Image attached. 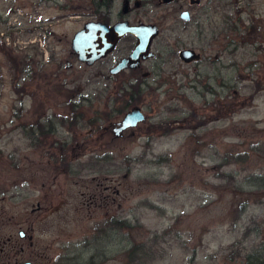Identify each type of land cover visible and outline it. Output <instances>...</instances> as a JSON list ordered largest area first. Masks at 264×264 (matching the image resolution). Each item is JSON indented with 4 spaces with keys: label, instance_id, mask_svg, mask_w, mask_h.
Returning <instances> with one entry per match:
<instances>
[{
    "label": "rangeland",
    "instance_id": "374dc122",
    "mask_svg": "<svg viewBox=\"0 0 264 264\" xmlns=\"http://www.w3.org/2000/svg\"><path fill=\"white\" fill-rule=\"evenodd\" d=\"M100 1L0 0V264H264V90L250 98L248 69L258 57L263 78L264 55L199 34L180 17L190 0ZM119 11L159 33L153 58L112 78L131 34L93 66L70 45ZM135 79L146 118L115 137Z\"/></svg>",
    "mask_w": 264,
    "mask_h": 264
},
{
    "label": "flooded vegetation",
    "instance_id": "af4514ba",
    "mask_svg": "<svg viewBox=\"0 0 264 264\" xmlns=\"http://www.w3.org/2000/svg\"><path fill=\"white\" fill-rule=\"evenodd\" d=\"M126 1H129V0H126ZM112 4H113V0H112ZM190 4H191L190 8L187 7V9L185 10L188 12L189 17L187 20H184V21L188 22V24L194 23L195 25H197V29H199V34L203 35L205 33V27L209 26V29H210L209 33H212V37H215V39L212 38V40H217L220 44V47L224 49L225 51H238L239 49H244V50L250 51L251 55L253 56L258 55L259 53H262L264 55V0L262 1L261 0H204L203 3H202V0H197V1L190 0ZM194 4L202 5L201 15L199 18L200 20L198 19L197 21H195V16H193L191 12V8ZM213 16H215L216 18L215 20H213ZM124 20L126 19H123V14L121 11H119L118 17L116 20L102 21V22H106L107 24L111 25L115 22L124 21ZM131 25H136V24H131ZM206 34H207V31H206ZM124 38H125V35L119 40V42L117 43L113 51H111L105 57L97 61L103 60L107 58L110 54L115 52V50L118 48V46L120 45L121 41H123ZM133 38H134V44H135V37L133 36ZM134 44L127 53L121 55L118 58V60H116L113 64L110 65L108 70L112 78H117L118 76L115 77L117 74L119 73L122 74V71L127 70V69H130V71H136L142 66V62L148 59H151V58H148L146 60H142L140 62V65L134 69L126 68L116 74H112L110 72V69L116 66V64L122 58H125L130 54V52L132 51L134 47ZM200 45H201L200 50H204L202 43ZM179 51H178V57H179ZM196 52L200 54V52L198 51ZM200 59L201 58H199V60ZM199 60L197 61L193 60L189 63L183 62L182 60L181 61L188 65L191 63L198 62ZM96 62L94 64H96ZM94 64L90 66H93ZM261 65L262 63L258 59V57L256 58V60L252 59L251 63H249L248 65V69L251 72L249 75V78H251L253 82V86H252L253 93L250 96V98H255L254 97L255 93L257 92L260 93L262 90H264V75L262 78L258 76L259 72L256 73L258 66H261ZM222 67L223 66L221 65L220 67H218V65H214L213 75H210V76L215 78L214 79L215 81H217L216 78L218 76L222 75ZM195 79L196 78H192V80H195ZM140 80L141 79H135V83L134 82L133 83L135 85H139L142 83V81ZM223 82L224 81H222V78H221V81L219 84H223ZM128 83H131V81L128 80L127 84ZM208 90L210 91L212 90V88L208 86ZM122 93L123 91L119 92L121 96L123 95ZM134 106H137V105H133L132 107ZM200 121L201 122L199 123V125L204 124V121L202 119H200Z\"/></svg>",
    "mask_w": 264,
    "mask_h": 264
},
{
    "label": "water",
    "instance_id": "95a60500",
    "mask_svg": "<svg viewBox=\"0 0 264 264\" xmlns=\"http://www.w3.org/2000/svg\"><path fill=\"white\" fill-rule=\"evenodd\" d=\"M180 17L187 20L188 12L182 11ZM128 33L135 37L134 47L127 57L122 58L116 66L110 69V72L116 74L126 68L134 69L140 65L142 60L155 56L151 45L159 33L157 25L144 23L131 25L126 20L110 25L106 22L91 20L84 23L83 27L75 32L71 40V50L78 61L90 66L113 51L119 40ZM179 58L183 62L189 63L199 60L200 54L191 48H182L179 51ZM67 66L70 67L71 63L68 62ZM145 118L146 116L139 106L132 107L125 112L120 121L111 124L114 136L121 137L123 130L135 127ZM19 236L23 238L24 234L20 232Z\"/></svg>",
    "mask_w": 264,
    "mask_h": 264
},
{
    "label": "trees",
    "instance_id": "16d2710c",
    "mask_svg": "<svg viewBox=\"0 0 264 264\" xmlns=\"http://www.w3.org/2000/svg\"><path fill=\"white\" fill-rule=\"evenodd\" d=\"M98 4H101V5H105V6H107L108 7V5H112V0H109V2H108V0H101L100 2H98ZM137 85H135V84H132V83H128L126 86L124 85V86H122V88L120 89V90H122L123 92H125V91H128V89L131 91V94L129 95V97H127V96H124L123 97V103H122V106L118 109V111L120 112V113H123L127 108H129V107H131V106H133V105H135L137 102H138V98H136L137 96H138V93H140V88H138V89H136V90H134L135 89V87H136ZM119 90V91H120ZM16 91L17 92H19V88H16ZM133 93V94H132ZM128 94V93H127ZM136 95V96H135ZM73 106V105H72ZM74 108V107H73ZM121 108H123V110L121 111L120 109ZM118 112V113H119ZM73 116H80V112H78V113H76L75 112V110L73 109ZM48 121L50 122V120L48 119ZM47 121V122H48ZM72 119H71V124H75V122L73 121V123H72ZM92 123V122H91ZM51 123H50V127H51ZM94 125V124H93ZM47 125H46V123H45V125H42L41 123H38V126H37V128H36V130L38 131V132H41V133H43L44 131H46L45 129L47 128L46 127ZM148 137H149V135H148ZM111 224H118V227L119 228H115V229H123V230H127V231H129V230H131L132 229V226H130V224L129 223H125V222H116L114 219H111V222H110ZM112 229V228H111ZM137 246L138 245H133V247L129 250V252H128V257H129V259L131 260L132 259V261L134 260H136L135 258H137L136 256H137ZM249 264H261V262L260 261H258V260H256V259H254V260H252V261H250V263Z\"/></svg>",
    "mask_w": 264,
    "mask_h": 264
}]
</instances>
